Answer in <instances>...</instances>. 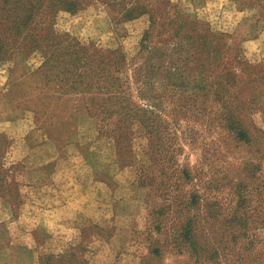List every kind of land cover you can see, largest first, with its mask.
<instances>
[{
	"label": "rangeland",
	"instance_id": "1",
	"mask_svg": "<svg viewBox=\"0 0 264 264\" xmlns=\"http://www.w3.org/2000/svg\"><path fill=\"white\" fill-rule=\"evenodd\" d=\"M76 1L57 30L141 105L132 77L148 71L163 151L102 131V88L71 89L39 53L0 60V264H264V0ZM184 168L192 180L173 174ZM194 189L216 205L197 238L206 257L182 239Z\"/></svg>",
	"mask_w": 264,
	"mask_h": 264
},
{
	"label": "trees",
	"instance_id": "2",
	"mask_svg": "<svg viewBox=\"0 0 264 264\" xmlns=\"http://www.w3.org/2000/svg\"><path fill=\"white\" fill-rule=\"evenodd\" d=\"M78 7L76 0H0V60L8 58L15 50L28 55L39 53L43 60L42 68L57 74L56 77L61 75L66 77V80L71 79V89L90 92L93 89L102 88L101 91H105L108 96L101 112L102 131L116 137L122 150L133 153L130 147H135L141 141L139 149L148 159L153 160L152 154L156 152L161 156L163 146L159 130L162 128L165 106L159 100L160 94L155 83L149 81L151 76L148 71L143 75L141 70H137L132 77L133 82L129 79V83L132 82L136 87L138 99L144 101L141 105L139 102H134L133 94L127 91L131 90L130 84L123 87L122 80L116 76L117 72L113 70L110 61L105 63L104 57H101L103 62L91 57H82L79 54L83 51L82 46L68 33L60 32L56 28L61 14L75 15ZM122 65L123 63H120L119 66ZM171 77L175 76L171 75ZM240 136L243 138V133H240ZM169 141L175 142L174 133L169 132ZM170 142L169 161L173 167H177L175 150H172L175 145ZM128 156L127 154L124 157ZM131 157L132 155L126 161ZM152 168L150 165L139 167L140 178H144L148 184L153 181ZM174 173L185 181L192 180V175L187 168L175 169ZM170 185L168 181L166 192L172 195L176 190H173L174 185ZM202 201L204 197L199 195L197 189H194L190 193L187 209L190 211L192 208L194 212L198 211V215L189 217L186 226L182 228V239L189 246H193L196 253L201 252L206 257L210 253L204 248L197 249V238L201 224L203 223L204 229H207L209 220L214 218L213 210L216 205H203ZM244 221L247 224L246 219ZM232 222L231 216L228 221L231 231ZM245 223L242 222V225L246 228ZM204 229L201 230L204 231ZM206 243L210 244V239L207 238Z\"/></svg>",
	"mask_w": 264,
	"mask_h": 264
},
{
	"label": "crops",
	"instance_id": "3",
	"mask_svg": "<svg viewBox=\"0 0 264 264\" xmlns=\"http://www.w3.org/2000/svg\"><path fill=\"white\" fill-rule=\"evenodd\" d=\"M2 222H3V221H2ZM46 222H47V221H46ZM4 226H6V228H7L8 230L11 231L12 224H10V223H8L7 221L4 220ZM10 236H11V233H10Z\"/></svg>",
	"mask_w": 264,
	"mask_h": 264
}]
</instances>
